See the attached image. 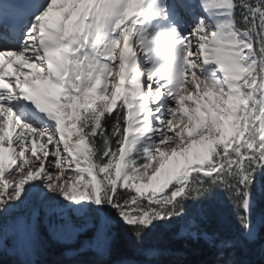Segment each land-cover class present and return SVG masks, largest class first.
Returning <instances> with one entry per match:
<instances>
[{
  "label": "snow or ice",
  "instance_id": "6c2138e0",
  "mask_svg": "<svg viewBox=\"0 0 264 264\" xmlns=\"http://www.w3.org/2000/svg\"><path fill=\"white\" fill-rule=\"evenodd\" d=\"M258 192L264 0H0L3 264H264Z\"/></svg>",
  "mask_w": 264,
  "mask_h": 264
},
{
  "label": "trees",
  "instance_id": "16d2710c",
  "mask_svg": "<svg viewBox=\"0 0 264 264\" xmlns=\"http://www.w3.org/2000/svg\"><path fill=\"white\" fill-rule=\"evenodd\" d=\"M255 215L257 217H264V193H257ZM50 258L54 259L55 257ZM0 264H3V262L0 261Z\"/></svg>",
  "mask_w": 264,
  "mask_h": 264
},
{
  "label": "rangeland",
  "instance_id": "374dc122",
  "mask_svg": "<svg viewBox=\"0 0 264 264\" xmlns=\"http://www.w3.org/2000/svg\"><path fill=\"white\" fill-rule=\"evenodd\" d=\"M5 176H8V174L6 173ZM8 178V177H7Z\"/></svg>",
  "mask_w": 264,
  "mask_h": 264
},
{
  "label": "bare ground",
  "instance_id": "6f19581e",
  "mask_svg": "<svg viewBox=\"0 0 264 264\" xmlns=\"http://www.w3.org/2000/svg\"><path fill=\"white\" fill-rule=\"evenodd\" d=\"M8 176H5V179H7Z\"/></svg>",
  "mask_w": 264,
  "mask_h": 264
}]
</instances>
